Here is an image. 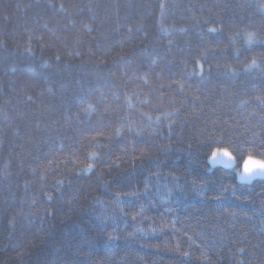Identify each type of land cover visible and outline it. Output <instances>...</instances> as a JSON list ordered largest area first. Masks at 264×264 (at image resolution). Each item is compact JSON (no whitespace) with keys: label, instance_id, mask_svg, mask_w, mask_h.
<instances>
[{"label":"trees","instance_id":"1","mask_svg":"<svg viewBox=\"0 0 264 264\" xmlns=\"http://www.w3.org/2000/svg\"><path fill=\"white\" fill-rule=\"evenodd\" d=\"M249 156L264 0H0V264H264Z\"/></svg>","mask_w":264,"mask_h":264},{"label":"snow or ice","instance_id":"2","mask_svg":"<svg viewBox=\"0 0 264 264\" xmlns=\"http://www.w3.org/2000/svg\"><path fill=\"white\" fill-rule=\"evenodd\" d=\"M211 31H215V29H211ZM253 39V37H252V35L250 34L249 35V40L251 41ZM28 51H31V48H29L28 49ZM253 64H255V61H253L252 62ZM224 153V151L223 150H220V149H217V150H215V151H213L212 153H211V156L209 157V159H210V162L213 164V165H215V164H217V163H220V164H226L227 166H231V164L229 163L232 159H233V157L231 156V154L230 153H228L227 154V159H224V158H226L225 157V155L223 154ZM92 166L91 165H89V168H91ZM257 175H261V173H256L255 175H253V174H248V175H245V174H239V179L241 180V181H245V180H251V179H253V178H255ZM185 255H187L186 253H185Z\"/></svg>","mask_w":264,"mask_h":264},{"label":"clouds","instance_id":"3","mask_svg":"<svg viewBox=\"0 0 264 264\" xmlns=\"http://www.w3.org/2000/svg\"><path fill=\"white\" fill-rule=\"evenodd\" d=\"M229 151L224 150V155L227 158V154ZM261 173L260 176H264V159L261 158H254L252 156H249L247 160L244 161L242 170L240 174H253L255 175L256 173Z\"/></svg>","mask_w":264,"mask_h":264},{"label":"rangeland","instance_id":"4","mask_svg":"<svg viewBox=\"0 0 264 264\" xmlns=\"http://www.w3.org/2000/svg\"><path fill=\"white\" fill-rule=\"evenodd\" d=\"M230 154H231V156L233 157V159L229 162L230 164H231V166H233L235 163H236V160H235V156L233 155V153L232 152H229ZM255 158V157H254ZM224 159H226V158H224ZM248 159V157L246 158V160ZM218 164H220V163H218ZM224 165H226V164H224ZM240 172H241V169H239L238 170V172H237V175H238V179H239V174H240ZM258 177H264V176H259V175H257ZM240 180V179H239ZM252 180V179H251ZM251 180H245V181H242V182H248V181H251ZM241 181V180H240Z\"/></svg>","mask_w":264,"mask_h":264}]
</instances>
